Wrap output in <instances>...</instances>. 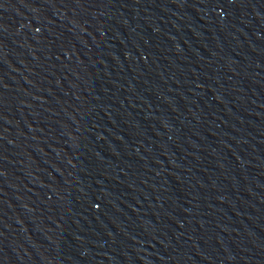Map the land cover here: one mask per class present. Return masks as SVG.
<instances>
[{
    "label": "water",
    "instance_id": "water-1",
    "mask_svg": "<svg viewBox=\"0 0 264 264\" xmlns=\"http://www.w3.org/2000/svg\"><path fill=\"white\" fill-rule=\"evenodd\" d=\"M0 264H264V0H0Z\"/></svg>",
    "mask_w": 264,
    "mask_h": 264
}]
</instances>
